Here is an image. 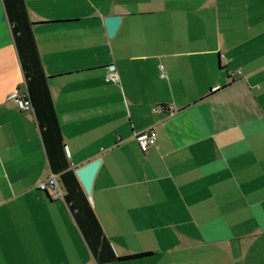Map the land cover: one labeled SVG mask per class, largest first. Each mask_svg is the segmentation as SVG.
Segmentation results:
<instances>
[{"label": "crops", "instance_id": "obj_1", "mask_svg": "<svg viewBox=\"0 0 264 264\" xmlns=\"http://www.w3.org/2000/svg\"><path fill=\"white\" fill-rule=\"evenodd\" d=\"M24 3L67 159H100L102 231L117 257L146 254L102 264H264V0ZM16 91L0 0V264H98L64 195L37 188L52 173Z\"/></svg>", "mask_w": 264, "mask_h": 264}, {"label": "trees", "instance_id": "obj_2", "mask_svg": "<svg viewBox=\"0 0 264 264\" xmlns=\"http://www.w3.org/2000/svg\"><path fill=\"white\" fill-rule=\"evenodd\" d=\"M25 81V92L38 122L49 168L64 191L63 199L96 263L137 259L146 254L117 257L106 239L82 184L65 153L64 142L24 0H2Z\"/></svg>", "mask_w": 264, "mask_h": 264}, {"label": "built area", "instance_id": "obj_3", "mask_svg": "<svg viewBox=\"0 0 264 264\" xmlns=\"http://www.w3.org/2000/svg\"><path fill=\"white\" fill-rule=\"evenodd\" d=\"M160 69H163L162 65H159ZM230 75L233 73L230 72ZM106 79L111 82H117L118 76L117 74L109 70L106 75ZM13 98L16 101V104L21 111H31V104L26 96V92L16 91L13 94ZM135 138L142 150H146L147 148L153 146L156 142L155 133L151 129H146L141 132H137L134 134ZM37 188L41 191L46 192L50 197L57 198L62 197L64 195V191L58 182L57 176L54 174H50L45 180L39 182Z\"/></svg>", "mask_w": 264, "mask_h": 264}, {"label": "water", "instance_id": "obj_4", "mask_svg": "<svg viewBox=\"0 0 264 264\" xmlns=\"http://www.w3.org/2000/svg\"><path fill=\"white\" fill-rule=\"evenodd\" d=\"M120 16L105 18V25L108 36H112L120 24ZM100 159L93 160L84 166L76 169L75 173L82 184L85 192L90 195L94 176L98 170Z\"/></svg>", "mask_w": 264, "mask_h": 264}]
</instances>
